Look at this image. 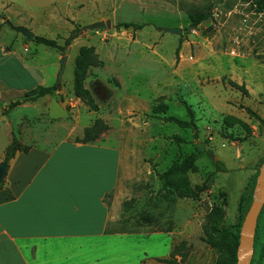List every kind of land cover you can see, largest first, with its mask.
Wrapping results in <instances>:
<instances>
[{
    "label": "rangeland",
    "instance_id": "1",
    "mask_svg": "<svg viewBox=\"0 0 264 264\" xmlns=\"http://www.w3.org/2000/svg\"><path fill=\"white\" fill-rule=\"evenodd\" d=\"M64 1L58 10L31 11L27 27L61 46L79 28L64 50L37 44L6 23L0 27L6 44H18L22 54L45 51L59 71L62 57H69L52 94L66 116H36L34 126L43 136L38 142L53 145L68 135L82 141L85 128L102 118L109 125L102 142L124 151L119 188L106 197L108 230L133 233L127 239L134 241V255H168L172 242L174 248L184 241L187 258L180 264H216L220 253L209 243L212 225L231 227L239 247L264 172V0H79L73 9ZM202 10H210V18L182 36L164 30L187 29L191 13ZM17 15L30 17L25 11ZM99 20H111L112 27L80 30ZM83 46H94L98 54L85 79L98 110L75 92ZM127 72L140 83L124 82ZM166 116H193V125L182 127ZM191 153L198 155L191 169L172 184L161 179L158 173ZM206 179L209 188L198 198L188 195ZM256 235L250 264H264V206ZM145 264L168 263L156 257Z\"/></svg>",
    "mask_w": 264,
    "mask_h": 264
},
{
    "label": "crops",
    "instance_id": "2",
    "mask_svg": "<svg viewBox=\"0 0 264 264\" xmlns=\"http://www.w3.org/2000/svg\"><path fill=\"white\" fill-rule=\"evenodd\" d=\"M62 1L0 0V27L11 22L29 27L31 11L58 10ZM64 2L73 9L79 0ZM21 11L30 17L17 18ZM17 47L0 38V162L14 133L29 142V150L16 152L0 185V264H145L170 256L134 255V241L127 239L133 233L108 230L111 206L106 197L120 185V144L102 142L106 134L94 142L69 135L53 145L38 142L43 136L34 126L36 116L49 113L55 119L67 113L52 94L23 101L4 114L29 90L53 86L59 78L56 63L46 60L45 51L22 54ZM129 75H123L124 82L140 83ZM13 116L19 133L10 121ZM170 247L172 252L173 242Z\"/></svg>",
    "mask_w": 264,
    "mask_h": 264
},
{
    "label": "trees",
    "instance_id": "3",
    "mask_svg": "<svg viewBox=\"0 0 264 264\" xmlns=\"http://www.w3.org/2000/svg\"><path fill=\"white\" fill-rule=\"evenodd\" d=\"M211 16L210 10L206 11H197L193 12L190 15L191 18V27L192 29L197 28L203 21L209 19ZM124 27H134L135 29H139L141 26L135 23H123ZM79 28L74 29L72 34L66 39L65 45L61 46L56 40L47 38L42 35H35L34 42L37 44H43L45 46L57 48L64 50L66 46H68L73 38L76 37L77 30ZM179 51V48L177 52ZM98 63V54L96 53L94 46H83L80 49L79 55L77 57L76 62V78H75V92L76 95L79 96L91 109L98 110L99 106L96 103L93 94L91 91L85 87V79L87 69L90 66H94ZM236 85V83H234ZM244 88V86H242ZM59 88L56 85L53 86H38L34 89L29 90L22 101L17 100L15 102H11L8 107L5 109L4 114L8 113L15 106L21 104L23 101H35L47 94H55ZM187 105V110L189 113H193L192 107L189 104ZM250 111V109H248ZM251 112V111H250ZM193 120V116H191ZM166 120L174 121L182 127H190L193 125L192 121H187L180 119L175 116H166ZM109 129V125L105 123L102 118H97L94 123L84 130V137L82 142H91L99 139L103 132ZM18 150L28 151L29 146H22L19 143V140L16 134H13V138L11 143L6 149L4 161L10 163L11 159L15 156ZM198 155L196 153L189 154L186 158L182 160L175 161L167 170L164 172L158 173L161 179H163L168 184H172L174 180L183 175L186 171L191 169ZM2 184V183H1ZM0 184V185H1ZM209 188L208 179H206L201 185H198L195 190L188 191V195L194 198H198L200 194ZM249 210V207L247 208ZM222 215V211H220ZM231 227L222 228L218 225H212L210 229L209 243L219 250L220 256L216 261V264H237V248L238 242L236 241V235L231 231ZM239 238V236H238ZM258 239V235H256V239ZM256 242V241H255ZM185 242L182 241L179 244L175 245L172 252L170 253L169 258H159L160 261L168 263V264H180L184 262L187 258V253L182 251ZM262 253L264 254V246L262 248ZM181 256V260L177 261V256Z\"/></svg>",
    "mask_w": 264,
    "mask_h": 264
},
{
    "label": "water",
    "instance_id": "4",
    "mask_svg": "<svg viewBox=\"0 0 264 264\" xmlns=\"http://www.w3.org/2000/svg\"><path fill=\"white\" fill-rule=\"evenodd\" d=\"M11 27L15 29L16 31L22 32L29 40H34L35 33L28 29L25 26H15L11 24ZM112 27V21L111 20H99L95 21L91 24L85 25L80 30H100L105 28ZM123 28H126L123 26ZM130 28V27H129ZM134 28V27H131ZM192 29V27H188L187 29H182L180 27L177 28H165V31L172 32L175 34L183 35L185 32H189ZM79 30V31H80ZM67 60L68 56L65 55L62 57V65L61 69L59 71V84L62 81L63 74L66 70L67 66ZM1 117V113H0ZM9 163L6 161L0 162V184L3 182L5 177L7 176L8 170H9ZM259 197L256 203L251 207L249 210L245 221L242 226V235L240 238V243L238 247V260L237 264H250L255 252V233H256V226L257 221L259 218V215L263 209L264 206V172L261 174V180L259 183Z\"/></svg>",
    "mask_w": 264,
    "mask_h": 264
},
{
    "label": "built area",
    "instance_id": "5",
    "mask_svg": "<svg viewBox=\"0 0 264 264\" xmlns=\"http://www.w3.org/2000/svg\"><path fill=\"white\" fill-rule=\"evenodd\" d=\"M189 58L192 59L193 58L192 55Z\"/></svg>",
    "mask_w": 264,
    "mask_h": 264
}]
</instances>
